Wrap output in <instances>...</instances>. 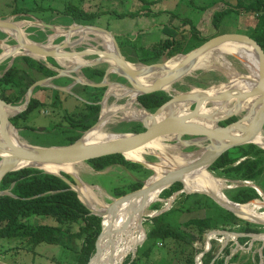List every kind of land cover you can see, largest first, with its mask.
<instances>
[{
    "label": "trees",
    "instance_id": "16d2710c",
    "mask_svg": "<svg viewBox=\"0 0 264 264\" xmlns=\"http://www.w3.org/2000/svg\"><path fill=\"white\" fill-rule=\"evenodd\" d=\"M211 7L209 5L206 8ZM240 10L252 13L256 18V24L248 36L255 40L264 51V0L238 2L236 6L227 4L222 10L214 11L212 14L213 28H218L225 14ZM20 12L25 13L27 11L15 10L13 14ZM94 16L90 13L77 11L73 16L70 15L72 18L71 23L79 24L80 20H91ZM192 31L193 33H189V36L193 35L196 39V45L188 50H184V46L187 44L189 36L184 35L178 41L172 38H164L144 48H139L135 52L137 58L133 61L126 59V61L135 64L145 63L149 59H156L159 56L162 57V55L165 56V60H168L178 54L185 55L211 37L218 35L213 34L211 37H203L194 27ZM47 61L58 67L53 59L48 58ZM6 66L7 63L3 62L0 65L1 71ZM105 70V67L98 65L83 68L81 72L88 81L99 83L104 77ZM54 76H56L55 71L47 68L42 62L35 61L27 56L16 57L12 65L0 76V100L12 106L22 105L26 100L29 87L38 80ZM202 79L203 77L201 80L188 78L189 84L196 88L205 89L207 85L204 84ZM118 80L128 86L123 78L118 77ZM51 82L57 86L63 82L61 87H66L72 83V80L67 77L52 78ZM33 88L26 109L11 117L10 122L17 130H20V120H24L27 114L35 109L43 107L50 113H56L58 117H61V122L53 123L45 131L49 135L59 136L64 141L61 145L75 142L84 131L96 123L101 107L99 102L105 92V88H92L75 84L71 92L80 97L81 100L75 98L71 93L52 90L51 102H46L40 101L34 96L37 91L43 90V88L40 86ZM8 90H11V92L8 93ZM170 99L171 95L159 91L140 95L137 97L136 102L140 108L152 114ZM237 120L238 118L233 116L221 122L220 125L226 126ZM119 125L124 126L122 129L115 128L112 132L139 133L144 131V127L140 122H121ZM24 127L27 128V126ZM147 159L152 161L153 157H147ZM85 163L95 172H102L109 167L120 166L132 171L136 177L143 180L152 175L150 169H145L137 163L127 161L119 154L91 159ZM208 172L228 182L260 181V178L264 179V150L255 144L234 147L211 164ZM61 175L73 183L72 177L68 174L61 173ZM142 185V182L134 181L127 186V191H136ZM181 189L182 184L180 183L171 185L162 191L160 198L168 199ZM5 190L9 191L10 195L0 196V239H18L33 247L42 243L59 246L67 252V264L88 263L95 253L94 243H96L97 237L105 225L104 219L101 227L102 219L89 212L79 200L77 193L70 188L66 181L58 176L44 173L39 169L24 168L10 172L1 179L0 191ZM231 190L234 191L233 194H224L230 201L238 204H247L260 198L258 192L250 185L243 184ZM112 193L116 197H120L126 191L125 189L118 191V188H115ZM159 208V202L150 206L152 211ZM173 211L181 213L205 211V213L203 217L193 218L182 223V228H172L165 220V214ZM167 212L148 218L144 241L136 249L135 256L132 258L130 254L124 264H195V257L197 254L203 253L204 248L195 249L194 243L201 244L205 241L207 231L219 230L244 235L264 233V227L237 218L204 194L182 193ZM44 219L53 220L55 224L40 223ZM249 241L248 236L237 237V243L241 246L244 245V250H237L232 254L230 244L227 243L217 256L221 246L212 239L209 242V250L203 253L200 262L201 264H210L214 260L212 264H259L260 253L255 251V246H261V243L253 242L252 247L246 250V242ZM172 243L182 246V249L179 251L178 256L174 255L170 259L166 255L170 248H166V245ZM159 246H165L164 248L167 249L164 256L157 255ZM261 254H264V247H262Z\"/></svg>",
    "mask_w": 264,
    "mask_h": 264
},
{
    "label": "water",
    "instance_id": "95a60500",
    "mask_svg": "<svg viewBox=\"0 0 264 264\" xmlns=\"http://www.w3.org/2000/svg\"><path fill=\"white\" fill-rule=\"evenodd\" d=\"M45 27H49L54 29V26L43 24ZM82 28V29H90L92 32H100L102 34L108 35L113 44H114V52H106L105 50H82V51H64L65 48L69 47V38L68 32H74L75 29ZM0 30H4L13 34L14 42L16 48L22 50L24 55L27 56H34L43 59H72L75 57L83 58L89 55H95L97 58L88 64L86 63L82 67H89V66H96L102 61H106L109 63V67L106 69L104 77L101 82L99 83H92V82H80L82 85H86L92 88H106L101 101L99 102L101 109L98 116L96 123L89 128L88 130L84 131L81 137L76 140L75 142L63 145V146H53V147H40V146H33L28 145L20 142L18 139L13 137L12 130H17L10 122V118L21 113L24 111L30 101L33 87L42 86V83L46 80H51L52 78L64 76L66 73L64 70H58V75L47 78L43 80L36 81L31 87H29L28 92L26 94V100L21 105L19 109L18 106H12L6 104L2 100H0V181L1 179L10 172H15L20 169L24 168H35L43 171L44 173L52 174L62 178L66 181L70 188L75 191L78 195L79 200L86 206L89 212L99 218L102 219L101 227L103 225V218L106 216L111 217V221L115 220L116 211L118 207L125 201L133 200L141 198L143 201L138 206V211L143 212L145 208V202L150 194V192L162 188L167 189L171 185L176 183L182 184L183 177L191 172L197 170H206L213 164L222 154L226 151L246 144H255L258 147L264 150V142H257L254 141V138L260 137V130L264 126V94L261 92L264 89V51L261 46L253 40L248 35L243 34H219L214 37H211L206 42H204L199 47L191 50L189 53L181 55L183 58L182 60L173 68L172 70L168 69V63L171 59L175 58L176 55L163 63H153L150 65H139V64H132L129 63L124 59L122 56L118 44L112 37V35L101 28L96 26H86V25H78L75 24L69 27V31L66 32L65 36L66 39L63 43L51 47L48 46V43L40 44V43H33L29 42L24 39L22 35V31L11 21L7 20H0ZM226 43H234V44H246L252 48L254 54L257 58V70L254 76L248 75H239V80L243 83H250L254 84L251 88L246 89L245 91L235 92L232 85L235 84L233 81V77L228 78L227 83H219L215 86H210L207 89H200L205 91V93L198 94V95H191L190 91L185 93H180L177 96H171V99L160 106L154 113H147L149 115V119L147 122H151L158 118L161 114L163 109L169 107L177 108L179 105H188L187 111L184 113H180L179 115L162 120L157 122L153 125H147L142 121H139L142 126L144 127V131L139 133H126V134H112L113 138L111 140L102 141L96 144L85 145L82 143V139L84 135L92 130L93 128L97 127L100 123L101 119V112L104 103L107 100L108 96V88L109 83L106 81L107 76L109 73H114L118 77L123 78L128 86H122L129 91H133L136 93L135 100L140 95L150 94L159 91H167V88L174 84L178 79L187 75L184 74V71L194 64L200 57H202L207 52L218 48L222 44ZM12 55L8 56L7 58L11 57ZM238 58L237 56H235ZM2 59V58H1ZM0 59V60H1ZM239 59V58H238ZM240 60V59H239ZM110 61V62H109ZM54 67L53 65H50ZM70 72V71H69ZM155 73L162 74L159 77L155 78L149 83L145 85L141 84L139 79L143 77H150ZM189 74V73H188ZM74 79L76 82V77L69 75ZM118 85V84H117ZM52 86V85H51ZM55 88V87H54ZM62 91L67 93H71V91L67 90V88H58ZM210 92V93H209ZM72 94V93H71ZM246 102L248 106H246V114L242 117V119L237 120L234 123L228 124L226 126H221L220 123L223 121L228 120L229 118L236 116L238 112L242 110V106ZM231 103V107L226 110V112L219 114L218 116L217 111L219 107L223 105H227ZM4 107L7 108H18L19 111L16 112L13 116H8L4 110ZM192 107V108H191ZM145 111V110H144ZM193 118L201 119L198 121L200 123L195 124L192 121ZM121 121H129L125 120L124 118ZM206 123V124H203ZM174 136L175 139L172 141H178L179 143L183 144L184 146H197L202 147V151H194V152H181L182 154L188 155H195L199 154V156L191 163L185 164L184 166H178V168L171 169L166 174H163V177L159 180L152 182L151 184L147 185V181L151 176L143 181V185L140 189L133 191L125 196L119 197L117 200H114L110 205H107L105 208L97 209L95 207L88 206L82 201L80 197V193L77 190V187L82 183V180L76 177L72 172H64L57 170L56 172H50L42 170L40 167L45 165L51 166H61V165H74L77 163L86 162L91 159L104 157L108 155H115L119 154L124 157L127 161H133L140 166L150 169L152 173H154L153 169L149 166L157 164L151 163L146 161L144 155L142 156V160H130L126 158V153L135 150L136 148L140 147L141 145L155 140L161 139L164 137ZM182 136H191L193 140L184 143L181 140ZM203 143H206V146H202ZM170 156V155H169ZM172 157V156H170ZM60 171V172H59ZM61 173H66L70 177H72L73 183L69 182L67 179L62 177ZM258 190V189H257ZM183 193L190 194V193H198L207 195L211 198L216 204H218L221 208L231 212L238 218H242L239 215V212L235 208V205H243L238 204L232 201H223L217 195L202 191H187L183 184L182 189L180 190ZM261 196L260 192H258ZM2 195H10L9 191H0V196ZM252 200L253 201H257ZM261 201V200H259ZM248 202V203H250ZM134 210L131 212L127 222L122 226L124 229L128 226L130 217L133 215ZM152 217V216H151ZM246 221L255 224L264 225V220H260L258 218H252L253 221L247 220ZM141 224V221H140ZM105 228L102 227L99 236L97 237L95 245V253L91 256L87 264H92V262L100 257V240L102 235L104 234ZM144 232V237L141 242H138L132 248V254H135L136 249L142 243L146 237L145 229L142 230ZM107 233V232H106ZM114 233V230L108 232L111 236ZM248 236L251 242L260 241L262 243V247H264V240L261 238L264 233H252V234H235L233 232H226L223 235V239H225V244L222 246L220 251L218 252L217 256L221 253L223 247L227 244L229 236ZM210 239L205 243L207 247L203 251V253L207 252L210 248ZM203 253L200 254L199 257H202ZM216 256V257H217ZM133 257V256H132ZM214 260L210 264L213 263ZM261 262V261H260Z\"/></svg>",
    "mask_w": 264,
    "mask_h": 264
},
{
    "label": "rangeland",
    "instance_id": "374dc122",
    "mask_svg": "<svg viewBox=\"0 0 264 264\" xmlns=\"http://www.w3.org/2000/svg\"><path fill=\"white\" fill-rule=\"evenodd\" d=\"M126 1L130 2L131 0H0V17H9L4 20L13 21L14 23H21L22 25L20 28L22 31V35L24 39H26L29 42L45 44L46 43L45 41L47 40V36H55V39L52 42V45L55 46L60 43H63V41L66 39L65 38L66 36L64 34L69 31V27L76 24V23H71L72 18L70 17V15L73 16L77 11L90 13L95 16L91 20H86V19L80 20L79 25L81 24L86 26H96L105 31H108L112 35L116 43L118 44L119 50L122 53V55L123 53H125V49H127V51L132 56H134L136 55L135 52L139 49L137 44L140 41L139 36L141 35L138 36L136 34H132L134 28H131L132 27L131 19H133V17L131 16L129 17L126 15H131V12H136L138 11V9H144L142 12L143 14L145 13L147 14V12L150 10L151 15L155 18L150 20L152 23L164 22L166 20V17L165 15L160 13L162 8L165 7L173 8L174 5L176 4L179 5L180 8H186L187 6L184 3L189 2V0H159V4L154 5L153 3L151 4L149 0H144L146 2L144 3L139 2L134 5H131V3L129 4V2L127 4ZM191 1L193 2V6L195 7L196 12L194 11V9L191 8H190L191 10L187 9L188 7L186 9L187 12L193 13L191 20L194 22V24L198 25L197 30L198 32H201V35L203 37H211L213 36V34L249 35L256 24V18L252 13H247L243 10L231 11L230 13L224 15V17L222 18V22L220 23L218 28L214 29L212 26V14L214 10L215 11L222 10L223 8H225V6H227V4H225L223 0H191ZM248 1H252V0H248ZM123 2L125 4L121 5ZM209 5L214 7L213 8L211 7L210 10H207L204 13L207 17H205V21L200 22L202 12L197 8L200 6L208 7ZM232 5L236 6V3ZM15 10H22L27 12L25 13L20 12L18 13V15L12 17L13 12ZM48 23H51L50 25H54L58 29V31L56 30V28L54 30H49L43 25ZM161 33H162L161 31H156L154 34H161ZM5 36L6 35L3 34V37H1V39L6 38ZM187 36H189V34H187ZM154 39L155 38L152 34V40L154 41ZM69 41L70 43H74V45L64 49V51L66 52L68 51L70 52L71 50H74L75 52L82 50H92V49L104 50V48L101 46L102 44L101 39L98 36L94 35L93 33H87L85 34L84 37L82 36V34H73L70 37ZM187 41L188 42L184 46V50H188L191 47H193V45H196L195 42L196 39L193 37V35H190L189 38H187ZM5 44L9 47H14L16 45L14 42V38L12 36H9L6 39ZM216 49H213L207 52L206 54H204L208 58V62H206L204 66L200 68H196L189 74L178 79L175 84L169 86L170 88L167 90L168 94L173 97V96H177L180 93H185L193 88H196L193 85L189 84L190 82L188 78H192V79L198 78L201 80V78L203 77L202 81H204V84H206L207 88H209L210 86H215L219 83H227L228 78L233 77L235 75H248L249 69L246 68V66L243 64L241 60L226 52H225L226 55L223 54V59H221L219 54L220 51ZM164 57L165 56L162 55V57L159 56L156 59L149 60L139 65L163 63L166 61L165 60L166 58ZM96 58L97 56L91 54L89 56L83 57L82 59L84 60V62H87L88 64L89 62L95 60ZM38 60L43 64L52 65L49 61H46V59L39 58ZM129 60L131 59H128V61ZM9 61L10 60L8 59L4 62L8 64ZM62 64L63 65L61 66L59 65L58 67L54 66V68L51 66L50 68L55 69L56 71L64 70L65 73H68L67 70L68 67H70V70L74 71L71 73V76L76 77V83L82 85L81 83L84 82V79L82 77V72L80 70L83 69L82 67L83 65L76 66L74 63L68 61H65ZM98 65H100V67H105L107 69L109 63H107L106 61H102ZM198 72L201 73L198 74ZM55 73L56 75H58V72ZM158 74L159 73L153 74L152 77L148 78V81L157 78L156 75ZM68 78H70L72 82H74V79L72 77L68 76ZM106 81L109 84H118L122 86H127L124 82L118 80L117 75L114 73H109ZM51 85L52 84H50L49 80H46L42 83V86H40L41 88H43L44 91H46L48 95L47 96L48 99H49V93L51 94L52 90H54ZM71 89L72 87H70L69 91H71ZM106 90L107 89H105V91ZM126 98L127 97L125 96L121 98V97H116L115 95H110L108 98V105H113V104L121 105V106L125 105L127 100ZM228 107L230 108L231 105H228ZM246 112L247 111L245 105V108L242 109V111L238 112V114L235 117H237L238 120H240L246 114ZM122 118H123L122 115L119 114L116 117L110 119V121L105 125L104 130L106 132H112V130H114L115 128L122 129L124 125H119V123L121 122H127V123L139 122L134 120L121 121ZM60 120L61 117L60 116L58 117L56 113H52V112L50 113V111H47L43 109V107H40L38 109H35L31 113L27 114L24 120H20L21 129L17 130L16 132H19L18 135L20 141L24 144H28V145L35 144L33 146H40V147L63 146L61 144H63L64 141H62V139L59 136L57 135L52 136L45 132L50 128V126H52L53 123L58 121L61 122ZM24 126H27V128H25ZM255 137H256L255 140L257 142H261V141L264 142L263 127L260 130V137L257 136ZM181 140L184 143H187L188 141L193 140V137L182 136ZM163 144L167 145L166 146L167 149H164L165 156L167 155L174 156L175 154L181 152L185 153V152H194L199 150L202 151L203 149L202 147L199 148L194 145L184 146L178 141L170 142L169 139H164ZM202 146H206V143H203ZM155 154L147 153L146 155H144V157L146 161H149L147 157H153V160L149 162L159 163L160 160L157 158V154L156 155ZM78 165H74L75 166L74 172L72 173L76 177L83 180L86 184H96V185H91L90 187H92L93 189L92 193L95 199L94 207L97 209L105 208L107 205H110L114 200H117L119 198L112 193L113 189L118 188V191L125 189L126 193L122 195L125 196L133 192L130 190L127 191V186H129L132 182L138 180L143 183V181L146 180L136 177V175L132 171L120 166L109 167L103 172H95L85 162L80 163L81 166L79 165V167ZM219 179L222 181L225 187L222 191L226 194L227 193L233 194L234 191L231 190L232 187L235 186L238 187L240 185H243V182L233 183V182H228L227 180L222 178ZM260 179H261L260 181L251 182V184L259 190L261 194V196L259 195L260 196L259 200L264 201V179L262 178ZM182 193L183 192L179 191L168 199L161 198L162 201L159 202L160 208L158 210L152 211L150 207L144 209L141 218L142 228L145 229L146 231L147 228L146 222L148 218H151V216L152 217L157 216L163 212H167L173 206L174 201ZM204 213L205 211H196V212L194 211V212H184V213H181L179 211L167 212L165 214V220L171 225L172 228H182V223H185L193 218L203 217ZM239 219L244 220L243 218H239ZM40 223L55 224L53 220H48V219L41 220ZM260 226L264 227V225L261 224ZM226 232L227 231H219V230L207 231L205 235V241H203L201 244L194 243L195 249L206 248L207 245L205 243L208 241V239L215 240L216 243L221 246L220 247L221 249L222 246L225 244L224 243L225 239H223L222 237L223 235L226 234ZM235 234H239V233H235ZM262 237H264V235H262ZM256 242H260V241H256ZM226 243L230 244L232 254L235 253L237 250H244L245 248L244 245L241 246L239 243H237L236 236L230 235L228 242ZM246 243H247L246 250H249L252 247L253 242H251L250 240L249 242ZM164 247L159 246L157 255L164 256L167 251L166 248H170L168 249V253L166 254L167 257H169L170 259H172L174 255L178 256L179 251L182 249V246L173 243L166 245V248ZM261 250H262V243L261 246L258 247L255 246V251L260 253L261 262H259V264H264V254L263 255L261 254ZM130 254L133 257L135 256V254H132V251L128 252L121 264H124L125 260ZM66 256H67V252H65L59 246L46 245L42 243L35 245L33 247L27 245L25 241H21L18 239H0V264H67ZM197 257H199L198 254L195 257V264L197 261Z\"/></svg>",
    "mask_w": 264,
    "mask_h": 264
},
{
    "label": "bare ground",
    "instance_id": "6f19581e",
    "mask_svg": "<svg viewBox=\"0 0 264 264\" xmlns=\"http://www.w3.org/2000/svg\"><path fill=\"white\" fill-rule=\"evenodd\" d=\"M16 25L20 28L22 24L17 23ZM56 30L58 31L57 28ZM87 33H94V35L98 36L102 41L101 46L104 48L106 52H114V44L111 38L106 34H102L100 32H95V31L92 32L90 29L77 28L74 30V32L73 30L69 31L68 36H71L73 34H82V36L84 37L85 34ZM0 43L4 49L3 53L5 54L6 57L10 55L15 56L18 54L25 53L24 51L19 50L16 47H9V46H5L3 42H0ZM48 46L51 47L49 43H48ZM216 50L220 51L219 54H220L221 59H223V54H225V52L233 56H237L243 62L246 68L249 69L248 76L255 75L256 70H257V58L252 48L249 47L248 45L246 44L236 45L234 43H226V44L220 45ZM91 51H96V49H92ZM3 57L4 56H1L0 59ZM182 58L183 57L179 55L171 59L168 63V69L172 70L173 68H175V66L182 60ZM58 60L60 64L64 63L65 61H68V62L74 63L76 66H82L87 63V62H84V60L80 57H75L72 59H58ZM206 62H208V58L207 56L203 55L202 57L198 59V61H196L191 66H189L184 71V74L185 73L188 74L192 72L193 70H195L196 68H200L204 66ZM160 75L162 74H158L156 76L159 77ZM238 77L239 75L233 76L234 78L233 81L235 82V84L232 85V87L234 88L235 92L245 91L246 89L251 88V86L254 85L250 83H243L242 81L239 80ZM148 78L149 77H143V78H140L139 81L141 84L145 85L146 83H149L152 81V80L148 81ZM108 88H109L108 96L115 95L116 97H121V98L125 96L127 97L126 104L122 106L115 105V104L108 105V101L106 100L107 102L104 103L103 108H102L100 123L97 125V127L88 131L82 139V143L85 145L96 144L102 141L111 140L113 138V136H111L112 134H126V133L106 132L104 130L105 125L110 121V119L116 117L119 114H121L125 120L142 121L149 126L157 122H160L162 120L175 117L179 115L180 113H184L187 111V108H188V105L185 104V105H179L177 108L169 107V108L163 109L161 114L158 116V118L151 120V122H147L150 117L149 115H147L146 111L140 108L137 105V102H135L136 101L135 92L129 91L126 88L120 85H117V84H110ZM169 88L170 87H168L167 90ZM166 93L168 92L166 91ZM202 93H205V92H203L202 90L198 88H193L190 90L191 95H198ZM261 94H264V89L261 92ZM248 103L249 102H246L244 105H241L242 109L245 108V105L248 106ZM228 105H231V103H228L227 105L225 104L222 107L218 108V111H217L218 116H220L219 114H222L226 112V110L229 109ZM18 107L20 109L21 105H19ZM19 109L4 107V110L8 116H13L16 112L19 111ZM192 120H196V121H192L195 124L200 123L198 121H201V119H198V118H193ZM203 124H206V123H203ZM11 130L13 133L12 134L13 137H15L16 139L20 141L18 132H16L17 130H13V129ZM164 139H169V141L171 142L172 140L175 139V137L170 136V137H164L161 139H155V140L149 141L141 145L140 147L136 148L133 151L126 153V158L130 160H137V161L142 160L141 155H146L147 153L157 154V158L160 161L157 164L149 165L153 169L154 173H152L151 178H149V180L147 181L146 183L147 185H149V183L151 184L152 182L159 180L160 178L163 177V174H166L171 169H175V168H178V166H181V165L184 166L185 164H189L193 162L199 156V154L188 155V154H182V153H177L172 157L168 155L165 156L164 149H167L166 147L167 145L163 144ZM254 141H256L255 138H254ZM130 162H133V161H130ZM78 164L80 165V163H77L74 165H78ZM74 165H61V166L45 165L40 168L42 170L50 171V172H56L57 170H60V171L70 173V172H74V167H75ZM245 183L250 184L249 182H245ZM182 184L187 191H191V192L192 191H202V192L212 193V194L217 195L223 201L229 200L224 195V192L222 191L225 188L222 181L219 178H216L215 176H213L212 173L206 170H197V171H194V172H191L185 175L183 177ZM77 190L80 193V197L82 201H84L85 204H87L88 206L94 207L95 199L92 193V190H93L92 187L81 183L79 187H77ZM163 190L164 189L162 188H158L150 192V194L148 195L146 199L144 209H146L147 207H150L152 204L156 202L162 201V199L160 198V194L162 193ZM142 201L143 200L141 198H138V199H134V201L130 199L128 201L123 202L118 207V210L116 211V215H115V220L113 222L111 221L110 216H106L103 218L104 224H105L104 225L105 231H104L101 243H99L101 254H100L99 259L94 260L92 264H121L124 258L126 257V254L132 250L134 245L140 242L141 240H143L144 232L142 231L143 228H142V225L140 224V221H142L141 218H142L144 209L142 213L138 211V206L142 203ZM235 206H236L235 208L239 212V215L242 218H245L251 221H253L252 220L253 217L258 218L260 220H264V201L257 200V201H253L247 204L235 205ZM133 210H134V213L130 217L129 224L124 229L122 226H124V224L127 222ZM111 230H114V233L110 236L108 232H110ZM261 238L264 240V237L261 236Z\"/></svg>",
    "mask_w": 264,
    "mask_h": 264
},
{
    "label": "crops",
    "instance_id": "0c3cea01",
    "mask_svg": "<svg viewBox=\"0 0 264 264\" xmlns=\"http://www.w3.org/2000/svg\"><path fill=\"white\" fill-rule=\"evenodd\" d=\"M128 2L129 1H126L127 4H128ZM139 2L144 3L146 1H144V0H131L129 2V4L131 3V5H134V4L139 3ZM149 2L151 4L153 3L154 5L159 4V0H149ZM223 2H225L226 4H229L230 5V4H235V3H238V2H244L245 3V2H250V1H248V0H223ZM124 4L125 3L123 2L121 5H124ZM184 4L188 7V8L186 7L187 9H190L191 8V9H194V11L196 12V9L193 6V2L191 0H189L188 3H184ZM186 8H180L179 5H177V4L174 5L173 8H170V7L162 8V10L160 11V13H162L163 15H165L166 20L164 22H156V23H152L150 21L151 19H155L151 15L150 10L147 12V14L146 13L143 14L142 12H143L144 9H138V11H136V12H131V15H126V16H129V17L130 16L133 17V19L130 18L132 20V27L131 28H134V30L132 31V34H136L138 36L141 35V36H139L140 37V41L137 44V46L139 48H144V47H146V46H148V45H150L152 43L158 42L157 40H161L162 38L163 39L164 38H172L175 41H178L182 37H184V35H187L189 33H193V31H192V28L193 27L197 30L198 29V25L194 24V22L191 20V18L193 16V13L187 12V9ZM197 9L201 10V12H202V16H201V19H200L201 21L200 22L205 21V17H207V16L204 13L207 10H210L211 8H206V6H200ZM180 12H181V14H180ZM16 15H18V14H13L12 17L13 16H16ZM132 15H134V16H132ZM6 18H9V17H0V20H4ZM11 22H13V21H11ZM48 24L50 25L51 23H48ZM51 26H54V25H51ZM46 28L49 29V30H54L56 27L54 26V29H51L49 27H46ZM20 30H21V28H20ZM156 31H161L162 33L161 34H154ZM199 33L201 34V32H199ZM3 34L6 35L5 36L6 38H2L1 39V37H3ZM152 34H153V36L155 38L154 41L152 40ZM9 36H12L13 37L14 35L11 34L10 32L4 31V30H0V42H3L4 45H6L5 42H6V39ZM71 36H68V38L70 39ZM54 39H55V36H47V40L45 42L46 43H49V44H52V42L54 41ZM68 43H69V46L74 45V43H70V41ZM3 50L4 49H3V47H2V45L0 43V57L1 56H4L0 60V64L2 62H4V61L8 60V59L10 61H9V63L7 64L6 68L3 71L0 70V76L12 65V63H13V61H14V59L16 57L27 56V55H24V54H18V55L11 56V57L7 58L5 56V54L3 53L4 52ZM71 51H74V50H71ZM122 56L124 57L125 60L127 58L128 59H131V60L137 58L135 55L132 56L127 51V49H125V53H123ZM27 57H30L31 59H33L35 61H39L38 60L39 59L38 57H36V58L34 56H27ZM53 60L56 62L57 66L58 65L59 66L63 65V64H60L58 62L59 61L58 59L57 60L53 59ZM149 60H151V59H149ZM46 61H47V59H46ZM136 64H141V63H136ZM45 65H46L47 68L51 69L50 68L51 66L49 64H45ZM52 70L55 71V72H57L55 69H52ZM67 71H68V73H66L64 76L68 78V76L71 75V73L74 72V71L73 70H70V67H68V70ZM69 71H70V73H69ZM82 77H83V79H84L85 82L86 81L87 82H92V81H88L83 74H82ZM56 78H63V77L61 76V77H56ZM49 82H50V84H52L51 80H49ZM92 83H94V82H92ZM74 84H77V83L76 82H72L71 84L67 85L64 88H67V90H69L70 87H73L74 86ZM61 86H63V82L59 86L52 84V88L54 90L56 89V90L62 91V90L58 89V88H63ZM7 92L9 93V92H11V90H8ZM63 92H65V91H63ZM40 94H42V95H40ZM68 94H70V93H68ZM71 95H73L75 98H78L79 100H81L80 97H78V96H76L74 94H71ZM34 96L37 99H39L40 101H47L48 100L47 102H51V99L53 97V93L52 92H51V94L49 93V99L47 98L48 95H47L46 91H44V90L37 91L34 94ZM108 98H109V96H108ZM108 98H107V101H108ZM102 174H104V173H102ZM82 182L84 184H86L83 180H82ZM249 183H250V185H252L251 182H249ZM86 185L91 186V184H86Z\"/></svg>",
    "mask_w": 264,
    "mask_h": 264
},
{
    "label": "built area",
    "instance_id": "2783aa9c",
    "mask_svg": "<svg viewBox=\"0 0 264 264\" xmlns=\"http://www.w3.org/2000/svg\"><path fill=\"white\" fill-rule=\"evenodd\" d=\"M246 182V181H245ZM245 182H243V184H246ZM236 187V186H235ZM235 187H232V188H235ZM199 256H200V254H199ZM201 257H197V261H196V264H197V262H198V264H199V259H200ZM200 264H201V262H200Z\"/></svg>",
    "mask_w": 264,
    "mask_h": 264
},
{
    "label": "clouds",
    "instance_id": "9594fccd",
    "mask_svg": "<svg viewBox=\"0 0 264 264\" xmlns=\"http://www.w3.org/2000/svg\"><path fill=\"white\" fill-rule=\"evenodd\" d=\"M234 183V182H233ZM247 184V183H246ZM246 184H244V185H246ZM247 185H250V184H247ZM257 192H259V190H257V188L256 187H254V186H252ZM231 189H233V188H231ZM223 238V237H222ZM204 250H205V248H204ZM201 259V258H200Z\"/></svg>",
    "mask_w": 264,
    "mask_h": 264
},
{
    "label": "flooded vegetation",
    "instance_id": "af4514ba",
    "mask_svg": "<svg viewBox=\"0 0 264 264\" xmlns=\"http://www.w3.org/2000/svg\"><path fill=\"white\" fill-rule=\"evenodd\" d=\"M96 66H98V65H96ZM89 67H94V66H89ZM108 67H109V66H108ZM108 67H107V68H108ZM84 68H86V67H84ZM105 71H106V70H105Z\"/></svg>",
    "mask_w": 264,
    "mask_h": 264
}]
</instances>
